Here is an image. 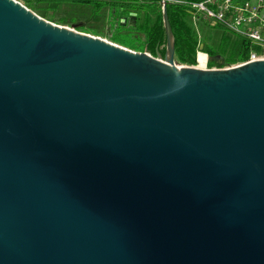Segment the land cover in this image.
Wrapping results in <instances>:
<instances>
[{
    "label": "water",
    "instance_id": "95a60500",
    "mask_svg": "<svg viewBox=\"0 0 264 264\" xmlns=\"http://www.w3.org/2000/svg\"><path fill=\"white\" fill-rule=\"evenodd\" d=\"M0 0V264H264V58L179 66Z\"/></svg>",
    "mask_w": 264,
    "mask_h": 264
},
{
    "label": "trees",
    "instance_id": "16d2710c",
    "mask_svg": "<svg viewBox=\"0 0 264 264\" xmlns=\"http://www.w3.org/2000/svg\"><path fill=\"white\" fill-rule=\"evenodd\" d=\"M23 4L42 18L57 24L74 20L56 15L59 6H90L95 11L107 8L110 24L114 29L111 35L113 42L135 51H148L154 57H164L166 36L161 0H24ZM166 11L174 38L176 64L196 65L199 52L205 59L207 55V68H223L244 62L248 58L250 47L244 37L221 25H211L198 18L195 24L201 30L210 31V40L216 39L215 43L204 41L201 46L199 29L194 26L189 7L174 0H166ZM76 29L86 30L81 25H77ZM215 29H218L216 33L213 32ZM92 31L98 33L96 30Z\"/></svg>",
    "mask_w": 264,
    "mask_h": 264
},
{
    "label": "built area",
    "instance_id": "2783aa9c",
    "mask_svg": "<svg viewBox=\"0 0 264 264\" xmlns=\"http://www.w3.org/2000/svg\"><path fill=\"white\" fill-rule=\"evenodd\" d=\"M15 1L23 4L24 0ZM174 2L189 7L194 23L201 18L211 25H221L228 31L244 37L249 43L250 52L248 58L241 63L264 58V0H174ZM196 62L199 66L198 58ZM202 68H207V58Z\"/></svg>",
    "mask_w": 264,
    "mask_h": 264
},
{
    "label": "rangeland",
    "instance_id": "374dc122",
    "mask_svg": "<svg viewBox=\"0 0 264 264\" xmlns=\"http://www.w3.org/2000/svg\"><path fill=\"white\" fill-rule=\"evenodd\" d=\"M56 15H58L59 17L65 16L67 18L74 19L73 21L68 20L67 22H64V23L59 24V25L72 28L78 32H83V33L90 34L93 36H98V37H100L106 41L117 44L116 42H113V40L111 39V35L114 33V29H113V26H111V24H110V18L108 15L107 8L103 7L101 9L95 11L90 6H73V7L72 6H59V7H57ZM192 18H193V16H192ZM53 23H55V22H53ZM55 24H57V23H55ZM77 25L83 26L86 30H82V31L77 30L76 29ZM194 26L196 27L197 30L199 29L201 46H203L202 43L204 41H208L209 43H215L216 42L215 38L212 40L209 39L210 31H208L207 29L201 30L199 28V26H197V24H195V23H194ZM202 29H204V28L202 27ZM92 30H96V31H98V33H95ZM217 31H218V29L213 30L214 33H216ZM126 36H128V35H126ZM123 39L125 40L126 37H123ZM117 45H119V44H117ZM133 51H135V50H133ZM139 52H141V51H139ZM143 52L150 54L148 51H143ZM177 65L182 66L180 64H177ZM199 66L203 67L202 64H199Z\"/></svg>",
    "mask_w": 264,
    "mask_h": 264
},
{
    "label": "bare ground",
    "instance_id": "6f19581e",
    "mask_svg": "<svg viewBox=\"0 0 264 264\" xmlns=\"http://www.w3.org/2000/svg\"><path fill=\"white\" fill-rule=\"evenodd\" d=\"M197 58H198V62H199V64H202V66L204 65V62H205V56H203L201 53H199L198 55H197Z\"/></svg>",
    "mask_w": 264,
    "mask_h": 264
},
{
    "label": "crops",
    "instance_id": "0c3cea01",
    "mask_svg": "<svg viewBox=\"0 0 264 264\" xmlns=\"http://www.w3.org/2000/svg\"><path fill=\"white\" fill-rule=\"evenodd\" d=\"M199 53H200V52H199ZM199 53H198V54H199ZM205 55H206V54H205ZM206 58H207V56H206Z\"/></svg>",
    "mask_w": 264,
    "mask_h": 264
}]
</instances>
